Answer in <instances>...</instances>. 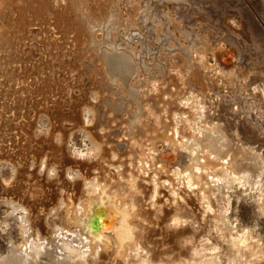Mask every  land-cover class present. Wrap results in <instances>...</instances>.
Wrapping results in <instances>:
<instances>
[{
  "label": "rangeland",
  "instance_id": "1",
  "mask_svg": "<svg viewBox=\"0 0 264 264\" xmlns=\"http://www.w3.org/2000/svg\"><path fill=\"white\" fill-rule=\"evenodd\" d=\"M95 1L76 0L75 28L57 23L52 13L45 17L29 16L32 21L26 23L23 36L21 31L14 36L17 45L15 43L12 50L7 44H0V256L9 252L12 242H23L20 219L12 213L6 199L37 197L35 205L46 210L40 213L50 237L75 214L79 221H71L72 227L80 225L84 216L79 214L78 202L86 200L92 193L91 188L83 184L85 187H80L81 192L74 191L75 199L69 206L60 205L59 197L51 199L54 187H51L53 191L47 188L49 181H42L40 177L44 174H39V169L47 157L51 165H63L65 175L71 165L68 160H87V164L98 160L93 153V157H89L93 145L87 133L89 124L85 123L88 106L95 104L98 113H102L99 114L105 131H116L122 130V122L137 107L146 109L151 102L161 106L168 100L180 103L184 98L199 95L206 107L207 115L203 120L222 124L229 136L231 150L241 154L243 147L254 146L264 153V0ZM102 2L103 10L102 7L99 9ZM55 4L53 6L57 7ZM1 26L6 27L5 24ZM82 29L89 32V36ZM112 53H126L123 56L133 67L125 81L107 72L104 56ZM164 82L168 89L162 99L148 101ZM140 93H143L142 98ZM127 96L132 102L125 101ZM109 116L113 117L110 119ZM117 140L122 142L120 137ZM178 144H170L163 137L157 140L153 169L162 177L160 202L150 204L149 196L150 199L144 193H138L140 202L143 205L148 202L149 210L153 212L151 222L144 221L145 231L150 233V240L146 239L147 247L152 248V254L150 258L135 256L131 263L122 262L246 264L245 257L233 245L230 230L217 229L212 213L204 209L203 194L195 188L201 183L195 167L197 155ZM224 154L225 158L229 157L227 152ZM200 157L197 156L203 160ZM101 162L105 164L104 159ZM13 166L19 172H15ZM193 180L195 187L190 183ZM15 183L16 187L10 191ZM174 186L179 190L185 188L182 192L189 203L182 197H179L180 202L175 200ZM211 187L224 208L225 201L218 188ZM59 189L57 193L61 192ZM251 190L239 188L237 192L233 191L234 203L229 213L240 230L253 231L254 239L250 242H253L251 246L256 249L255 253L258 252L253 264H264V192L259 188ZM20 193L25 194L21 196ZM262 193L263 205L260 201ZM214 204L217 206L215 198ZM104 215L101 213L94 218V229L98 233H111L108 227L111 220ZM116 217L114 222L123 220L121 214ZM172 218L180 220V225L171 226ZM67 246L82 249L70 242ZM99 250L88 254L84 261L71 254L70 264H116L111 248ZM38 264H56V261L42 253Z\"/></svg>",
  "mask_w": 264,
  "mask_h": 264
},
{
  "label": "bare ground",
  "instance_id": "2",
  "mask_svg": "<svg viewBox=\"0 0 264 264\" xmlns=\"http://www.w3.org/2000/svg\"><path fill=\"white\" fill-rule=\"evenodd\" d=\"M54 2L57 3L55 4L57 7L53 6ZM104 2L99 5V9L100 7H102V10L104 9ZM74 6H76V0H0V26L2 24L6 25L5 28H3V26L0 27V44L2 46L7 44L9 49L12 50V47H14L15 43L17 42V37L15 39L14 36L19 33L18 31H21L22 36L25 34L27 26L26 23L31 20H29V16L45 17L47 14L50 15L49 13H52V15H54V20L57 23H65L63 24L66 25L65 27H67V25L71 27L73 23L76 24V21H73V17L76 16ZM41 8L45 9V11L42 12ZM97 13L95 14L97 15ZM111 18L113 19V17ZM75 24L73 25V28H75ZM65 27L63 28L64 30L67 29ZM81 28H79V30H81ZM83 31L84 30L82 29V32ZM79 33H81V31ZM87 34H85V37ZM123 55L112 53L104 56V59L108 66L107 72L111 75H116V77L120 76L125 81L126 77L132 73L133 67L129 60ZM101 71L104 73V70ZM103 75L106 74L104 73ZM117 79H119V77ZM104 80L107 79L105 78ZM113 80H115V77ZM107 85L108 84L106 83V86ZM163 85L164 86L157 88V91H155L153 95L149 96L147 100L150 101L154 98H161V96L168 89L167 85H165V82ZM128 86H130V84ZM136 88L138 89V86ZM98 89L100 90V88ZM102 94H100L101 97ZM142 94L141 98L143 97ZM125 98H123V101ZM136 99H138V97ZM128 100L131 101V99H128L127 96V100L125 101L127 102ZM161 101L162 100L159 102ZM89 103L87 105H89ZM123 103L125 104V102ZM139 103H141V101L137 104ZM151 103L147 105L146 109L137 107L135 111L133 110L134 112L129 115L127 120L123 119L124 122L122 123L124 126L121 125L123 127L122 130L116 131H110L111 129L109 131H105L106 129L103 126V119L99 114L101 112L98 113V109L95 104L87 107L86 110L89 115L87 116L86 120L92 121L91 125H89L90 127L88 126L87 128V133H89L88 136H90L92 143L91 145H93V152H90L89 157H93L91 155L93 153L95 157L98 156V160H92L90 164L89 162L87 164V160H85L87 157H84L85 161L68 160V162L71 163L69 167L74 177L70 181L66 178L63 165L62 167H60L61 165L58 167L56 164L51 165L52 162L50 163V160H47V157L43 161L45 163V171L43 173L44 175L40 177L43 182L46 181L47 183V181H49V184L47 183V188L50 187L49 189H51V187H54V191L51 189L53 191H51L53 193L52 196L50 195L51 199L52 197H59L57 199L59 200L60 205L62 203L66 207L69 206L70 203H72V201L75 199L74 191L78 192L80 187L84 185L91 188L92 193L86 197V200L82 201L80 199L81 201L78 202V207L80 208L79 214L82 217L84 216L80 222V225L73 229L71 223L73 221L78 223L79 221L78 216L74 213L75 215L71 220L72 222L69 219H66L67 222L64 223V226L60 229V231L50 237L48 236V226L44 221L43 214L40 213L41 210L42 212L46 210L35 205V202L37 201L35 198L37 197L32 199L31 196L30 198L23 196L15 199H6L5 202L11 206L12 213L20 219L21 232L23 235V242L20 244L12 242L9 252L3 256L7 264H21L23 257L18 254L19 247L23 244H32V241L35 243L39 241L45 242V249L42 253H47L50 255L51 259L56 261V264L72 263L70 258L71 253L67 252L66 250L68 242L71 244L80 245L82 246V249L87 248L89 250V255L93 254L95 249L98 250L101 248V250H103L105 248L106 250L107 248H111V254L115 256L116 264H124L122 262L124 260L126 263H131L133 257L135 256L144 257V259L150 258L152 254V248L147 247L148 242L146 241V239L148 241L150 240V233L145 231L147 229H145L144 221L151 220L150 217H152L153 212L152 210H149L150 205L147 201L145 205L140 202L138 199V193L141 192L144 193V196H149L151 198L150 199L148 197V199H150V204H155V202L158 200L160 202V193L163 192L161 186L162 177H160L161 173L159 171L153 169L155 152L157 151L156 144L159 137L165 138L170 144L179 143L181 146L188 149L198 157H203V160H199L197 156L195 158V167L198 170L199 178L201 176V183L198 185V187H195L193 186L195 180L189 182L193 187L196 189L199 188V191L202 192V200H204L203 204L205 206L204 209L206 208L209 213H212L213 219L216 223V228L219 230L229 229L236 251L238 253H242V255L245 257L246 264L254 263L256 258H258L256 254L258 252L255 253L254 250L256 249L251 246V243L253 242H250L251 239H254L253 231L248 228H243L240 230L238 225H234L231 220L229 208L234 203L232 195L233 191L237 192L239 188H249L252 190L259 188L262 192H264V153L257 150L254 146L243 147L244 151H242L241 154H239L238 150H231L229 148V136L222 124L220 122L210 124L204 121L205 119L203 120V117L207 115L205 110L206 107L199 98V95H193L192 97L190 96L184 98L180 103H175V101L171 100L163 101L161 106H154ZM126 105H128V103ZM110 108L112 107L110 106ZM109 117L111 119L113 116ZM103 118L105 117L103 116ZM81 122L79 124H81ZM118 134H120L118 137H120L122 142L117 140L118 137L115 138ZM226 152L229 156L228 158L226 156L227 159L224 157V153ZM101 159L105 160V164L101 162ZM53 168L56 170L57 175L52 178L53 180H49L47 178L48 170ZM13 169L15 172L18 171L16 166H13ZM17 183L9 188L10 191L16 187ZM55 183L59 184L53 186ZM190 183L189 186H191ZM211 186L217 187L221 193V196L225 201V203L223 202L225 204L224 208H222L219 204L217 196L215 192H213L214 190L212 191ZM4 187L5 186H3L2 189H4ZM59 188L61 189V192L57 193ZM173 189L174 193L176 194L175 200L180 202L179 197H182L188 203L190 202V200L187 199L188 197L185 198L182 192L186 191L184 190L185 188L183 190H179L177 187ZM44 190L42 189V191ZM40 192L41 191H39V193ZM242 192L245 193L244 191ZM23 194H21V196ZM261 196L262 200L260 201L263 205V193ZM214 198L217 201V206L214 204ZM41 202L43 204V201ZM49 204L52 203L50 202ZM57 207L59 210V205ZM53 209L55 210V208H52V210ZM69 209L67 208V211ZM71 210L72 209H70V211ZM73 210L75 209L73 208ZM101 213H104V216L109 217L111 220L110 226H108L112 231L111 233H104L107 231L103 232L102 230L101 231L103 233H98L94 229V218ZM118 214L123 216V220L120 223L113 221L117 218L116 215ZM39 261L40 257L38 261L32 260L29 261L28 264H38ZM148 264H152V262Z\"/></svg>",
  "mask_w": 264,
  "mask_h": 264
},
{
  "label": "clouds",
  "instance_id": "3",
  "mask_svg": "<svg viewBox=\"0 0 264 264\" xmlns=\"http://www.w3.org/2000/svg\"><path fill=\"white\" fill-rule=\"evenodd\" d=\"M93 102L95 103L96 101L93 100ZM85 123L90 125L92 122L85 120ZM83 155L84 154L81 153V157H83ZM44 171H45V163L42 162L41 167L39 169V174H43ZM56 175H57V173H56V170L54 168L48 170V179L49 180H51ZM66 178L70 181L74 178L70 169L66 173ZM180 223H181V221L176 219V218H172L170 220L171 226H179ZM44 249H45V242H40V243L34 242L32 244L20 245L18 254L23 257L21 264H28V262L32 261V260L38 261L40 254L44 251ZM66 250H67V252L74 254L75 257L81 261H84L89 254V250L87 248L74 249V248L66 246ZM97 251H99V249ZM0 264H7V262L4 260L3 256H0ZM142 264H148L147 260L143 261Z\"/></svg>",
  "mask_w": 264,
  "mask_h": 264
}]
</instances>
